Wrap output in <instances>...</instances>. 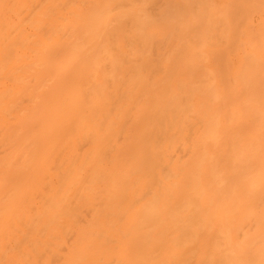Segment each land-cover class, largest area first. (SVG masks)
<instances>
[{
  "label": "bare ground",
  "instance_id": "1",
  "mask_svg": "<svg viewBox=\"0 0 264 264\" xmlns=\"http://www.w3.org/2000/svg\"><path fill=\"white\" fill-rule=\"evenodd\" d=\"M0 264H264V0H0Z\"/></svg>",
  "mask_w": 264,
  "mask_h": 264
}]
</instances>
